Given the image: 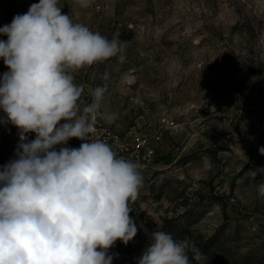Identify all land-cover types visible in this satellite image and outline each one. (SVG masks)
Returning <instances> with one entry per match:
<instances>
[{
    "label": "rangeland",
    "instance_id": "rangeland-1",
    "mask_svg": "<svg viewBox=\"0 0 264 264\" xmlns=\"http://www.w3.org/2000/svg\"><path fill=\"white\" fill-rule=\"evenodd\" d=\"M34 3L0 0V27ZM60 6L73 22L121 40L117 56L75 73L84 86L81 107L92 102V89L104 87L101 127L154 152L141 150L143 185L129 214L137 235L109 249L112 264H138L156 230L215 253L209 264H264V191L254 193L257 143L264 140V0ZM173 60L183 68L170 74ZM7 71L0 58V78ZM18 143L19 130L0 123V169L16 158Z\"/></svg>",
    "mask_w": 264,
    "mask_h": 264
},
{
    "label": "clouds",
    "instance_id": "clouds-1",
    "mask_svg": "<svg viewBox=\"0 0 264 264\" xmlns=\"http://www.w3.org/2000/svg\"><path fill=\"white\" fill-rule=\"evenodd\" d=\"M92 2L76 0L81 8ZM61 8L60 0H39L0 27L9 69L0 78V123L19 130L16 158L0 169V264H112L109 249L138 231L129 214L142 166L92 137L106 89H92V102L81 107L84 86L75 82L77 71L117 56L121 40L73 22ZM182 68L168 65L170 74ZM72 138L79 148L67 146ZM151 236L138 264L206 260L194 241L162 230Z\"/></svg>",
    "mask_w": 264,
    "mask_h": 264
},
{
    "label": "built area",
    "instance_id": "built-area-1",
    "mask_svg": "<svg viewBox=\"0 0 264 264\" xmlns=\"http://www.w3.org/2000/svg\"><path fill=\"white\" fill-rule=\"evenodd\" d=\"M92 137L96 139H101L103 141H106L111 145L113 150L119 155L123 156L127 159H131L135 162H138L141 165V150H145V153L147 156L151 157L154 152L150 149L149 145L143 140H137V150H135L134 146L131 148V142H127L124 139L121 138L119 134L110 132L109 130H106L101 127L99 122L95 121ZM82 141L78 139L77 141V148H79Z\"/></svg>",
    "mask_w": 264,
    "mask_h": 264
},
{
    "label": "crops",
    "instance_id": "crops-1",
    "mask_svg": "<svg viewBox=\"0 0 264 264\" xmlns=\"http://www.w3.org/2000/svg\"><path fill=\"white\" fill-rule=\"evenodd\" d=\"M261 147H264V140H261L257 143L258 152L255 157V168L258 169L260 173L258 174V178L254 180V182L258 181L259 184V189H257L256 186H254V193H257L256 191L258 190L262 194L264 191V170L261 169H264V155H261L259 152V149Z\"/></svg>",
    "mask_w": 264,
    "mask_h": 264
},
{
    "label": "trees",
    "instance_id": "trees-1",
    "mask_svg": "<svg viewBox=\"0 0 264 264\" xmlns=\"http://www.w3.org/2000/svg\"><path fill=\"white\" fill-rule=\"evenodd\" d=\"M205 255V257H206V260L205 261H203L202 262V264H209V255H210V257H213V258H215L216 257V254L215 253H210L209 255H207V254H204ZM189 257H190V259H191V253L189 254ZM211 263V262H210ZM192 264H196V262L195 261H192Z\"/></svg>",
    "mask_w": 264,
    "mask_h": 264
}]
</instances>
